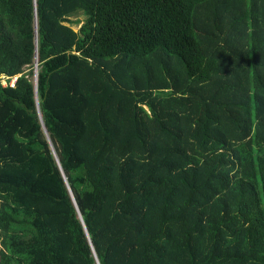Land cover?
I'll use <instances>...</instances> for the list:
<instances>
[{"label": "trees", "instance_id": "1", "mask_svg": "<svg viewBox=\"0 0 264 264\" xmlns=\"http://www.w3.org/2000/svg\"><path fill=\"white\" fill-rule=\"evenodd\" d=\"M0 75V264H264V0H0Z\"/></svg>", "mask_w": 264, "mask_h": 264}, {"label": "rangeland", "instance_id": "2", "mask_svg": "<svg viewBox=\"0 0 264 264\" xmlns=\"http://www.w3.org/2000/svg\"><path fill=\"white\" fill-rule=\"evenodd\" d=\"M70 17L72 19L74 18H78L80 20L83 19L84 15L82 14V12H74L73 14L70 15ZM66 25H69L73 30H77L78 26L76 24H68L67 22H65ZM111 60H114V59H111ZM164 60H166V63L168 65V67L172 68L175 66V63L177 62L178 63V59L176 56L172 55V54H169V53H165V57H164ZM110 73V71H109ZM3 78H0V81H2ZM170 93H167V92H164V91H158L157 92V95H168ZM145 109H147V106H145Z\"/></svg>", "mask_w": 264, "mask_h": 264}, {"label": "built area", "instance_id": "3", "mask_svg": "<svg viewBox=\"0 0 264 264\" xmlns=\"http://www.w3.org/2000/svg\"><path fill=\"white\" fill-rule=\"evenodd\" d=\"M16 77H17V75L10 76V77H9V80L6 81V79L8 78V76H6V75H0V78H3V80L0 81V83H1L2 85H6V84H8L9 86H14V81H15Z\"/></svg>", "mask_w": 264, "mask_h": 264}, {"label": "water", "instance_id": "4", "mask_svg": "<svg viewBox=\"0 0 264 264\" xmlns=\"http://www.w3.org/2000/svg\"><path fill=\"white\" fill-rule=\"evenodd\" d=\"M37 57L35 56V63H34V86H35V100H36V107H37V111H38V115L40 117V113H39V109L37 106V97H36V80H37ZM41 120V118H40Z\"/></svg>", "mask_w": 264, "mask_h": 264}]
</instances>
